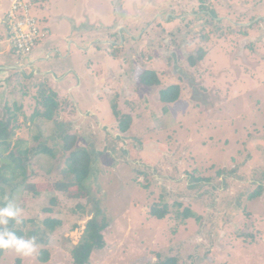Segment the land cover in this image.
<instances>
[{
    "label": "rangeland",
    "instance_id": "1",
    "mask_svg": "<svg viewBox=\"0 0 264 264\" xmlns=\"http://www.w3.org/2000/svg\"><path fill=\"white\" fill-rule=\"evenodd\" d=\"M11 1L0 0L2 29ZM32 14L46 38L22 58L3 37L0 65L27 64L45 45L44 68L72 54L51 65L55 77L1 71L0 121L13 130L2 126L0 209L6 201L19 209L13 229L22 236L10 232L0 264H72L92 217L107 225L89 264H264V195L249 197L264 185V0H33ZM148 69L159 85L139 83ZM41 83L57 93L54 120L31 119L43 110ZM174 84L179 98L162 103L159 91ZM125 115L132 122L122 133ZM62 130L93 154L83 187L67 173ZM153 205L165 207L162 219ZM48 218L62 224L50 230ZM20 245L35 252L18 253Z\"/></svg>",
    "mask_w": 264,
    "mask_h": 264
},
{
    "label": "trees",
    "instance_id": "2",
    "mask_svg": "<svg viewBox=\"0 0 264 264\" xmlns=\"http://www.w3.org/2000/svg\"><path fill=\"white\" fill-rule=\"evenodd\" d=\"M202 48H199L197 51H195L194 54L188 55V61L190 64L194 65L195 61L202 58L203 55ZM139 83L145 87H153L160 84V79L157 75V73L154 70H144L139 75ZM161 102L164 104H170L174 103L180 95V86L178 84L169 85L165 88H162L159 91ZM38 103L39 107H42L43 110L35 109L33 114L31 115V119L34 120L37 117H42L47 120H54L57 110L59 109V102L57 100V93L52 91L50 87L46 83H41L38 88ZM20 108V106H19ZM114 113L115 115H118V111L116 110V107L114 105ZM13 119H17L16 117ZM12 120L6 121L3 119L0 121V146L2 144L1 136L2 131L6 129H9V132H12L13 128L11 127ZM132 122V118L130 115H125L120 118L119 122V129L122 133H125L128 131L129 126ZM5 125V128L3 126ZM60 137L63 138V151L64 152H70L68 158L69 161V169L70 171L67 173L74 174L75 181L74 183L78 184L80 187H83L82 184L90 178V175L92 173V168L94 164V157L92 152L89 150L83 149H74V136L69 134L67 131H60L59 134ZM74 137V138H73ZM119 138V137H118ZM39 148V147H38ZM27 150V149H26ZM39 150L41 153H43V150ZM29 151V150H28ZM26 152V151H25ZM36 154L37 151L35 152ZM47 154V153H45ZM51 155L52 154H48ZM21 160L17 161V164L15 166V171L20 169L21 174H25V168L21 165ZM6 166L1 165L0 166V193L4 192V187L1 185V183H8V179H5L3 176L2 171L4 170ZM66 174V173H65ZM26 177V175H25ZM25 180V178H24ZM57 185L60 187L64 186V182H58ZM36 194V193H35ZM264 195V185L260 183L256 188L249 194V197L255 198V197H261ZM54 201V197L51 199ZM10 202L6 201L4 202V205L7 206ZM46 212H50V208L44 209ZM151 215L162 219L165 215V207L159 208L157 205H153L151 207ZM14 223L15 218H8L6 221L7 229H0V243H7L8 245L11 243L10 240H8V237L10 236V232H12L15 236L21 237L22 232L19 230H14ZM45 225L49 227L50 230H54L57 226L61 225V220L56 218H48L44 220ZM106 222L102 221L99 222L96 217H92L86 222L85 229L83 236L80 240V242L72 249V257H73V263L72 264H89L90 257L92 253L95 250H100L105 246L104 241V235L103 230L106 228ZM39 242H45L44 239L39 240ZM5 247H0V257L5 250ZM50 259L49 251L44 249L39 254V260L43 263L48 262ZM158 264H177V258L176 257H169L163 262H159Z\"/></svg>",
    "mask_w": 264,
    "mask_h": 264
},
{
    "label": "built area",
    "instance_id": "3",
    "mask_svg": "<svg viewBox=\"0 0 264 264\" xmlns=\"http://www.w3.org/2000/svg\"><path fill=\"white\" fill-rule=\"evenodd\" d=\"M32 7L33 0H12L3 17V32L8 46L22 58L47 35L32 14Z\"/></svg>",
    "mask_w": 264,
    "mask_h": 264
},
{
    "label": "crops",
    "instance_id": "4",
    "mask_svg": "<svg viewBox=\"0 0 264 264\" xmlns=\"http://www.w3.org/2000/svg\"><path fill=\"white\" fill-rule=\"evenodd\" d=\"M6 12V11H5ZM5 12H4V14H5ZM4 16V15H3ZM1 20V19H0ZM3 37H4V32H3V29L1 28V26H0V43L2 42L1 40L3 39ZM46 38V37H45ZM44 38V39H45ZM63 40H64V37L63 36H61L60 37V39L58 40V42L56 43V44H59V43H62L63 42ZM112 41L111 40H107V41H103V44L104 43H107V44H110ZM72 45V44H75V45H77L75 42H73V41H69L68 42V46L69 45ZM94 43H92L91 45H89V47H91L92 45H93ZM95 44H96V46H100V44H102V41H98V42H95ZM71 45H70V47H71ZM49 47H51V46H49ZM79 47V46H78ZM89 47H84V48H79V50H81V51H86V50H89L90 48ZM33 51V50H32ZM108 51H110V48H109V50ZM41 53H37L36 55H33L32 57H30L29 58V61H28V63L25 65V64H22V65H25L26 67H28V68H33V71L37 74V75H40V76H44V75H47V74H51V75H53V77H55V72H54V68L51 66L52 64L54 65V67L56 68V69H59V62L60 61H58L57 59H61V60H64L65 58H67L69 55H71L72 54V51L71 52H69V53H67V55L66 54H62V57L61 58H56V59H53V60H48L50 63L49 64H51L49 67H46V68H44L43 66H41L40 65V63L41 62H45L46 61V59H49V56L47 55L45 58H44V55L43 54H45V53H47L48 52V46L47 45H45L44 47H43V49L40 51ZM32 53V52H31ZM0 54H1V52H0ZM30 54V53H29ZM113 61H115V60H113ZM123 62H125V61H123ZM3 64H5V63H3ZM18 66V65H17ZM58 67V68H57ZM121 68H123L122 66H121ZM11 70V69H10ZM14 72L15 71H23V68L22 67H19L18 69H12ZM1 71H3V70H0V73L2 74H0V79H5V72H1ZM5 71H8V70H5ZM115 73V72H114ZM34 74V73H33ZM119 74V72H117V74L115 73V75H118ZM79 77V76H78ZM79 78H82V75L79 77ZM65 76H62V78L59 80V81H65ZM58 80V79H57ZM128 81V79H126V82ZM115 82H117V81H115ZM114 84H116V83H114ZM126 85H129L128 83H126ZM125 85V86H126ZM128 87V86H127Z\"/></svg>",
    "mask_w": 264,
    "mask_h": 264
},
{
    "label": "clouds",
    "instance_id": "5",
    "mask_svg": "<svg viewBox=\"0 0 264 264\" xmlns=\"http://www.w3.org/2000/svg\"><path fill=\"white\" fill-rule=\"evenodd\" d=\"M18 212H19V209H17L15 207V205H13L12 203H9L3 209H0V216L8 217V218H15L17 216ZM0 247L7 248L8 244L7 243H0ZM17 252L21 253V254H23L25 256H29V255H32L35 252V247H34V245H20L17 248Z\"/></svg>",
    "mask_w": 264,
    "mask_h": 264
},
{
    "label": "water",
    "instance_id": "6",
    "mask_svg": "<svg viewBox=\"0 0 264 264\" xmlns=\"http://www.w3.org/2000/svg\"><path fill=\"white\" fill-rule=\"evenodd\" d=\"M18 65V63L17 64H6V65H0V70H12V69H18L19 67L17 66Z\"/></svg>",
    "mask_w": 264,
    "mask_h": 264
},
{
    "label": "flooded vegetation",
    "instance_id": "7",
    "mask_svg": "<svg viewBox=\"0 0 264 264\" xmlns=\"http://www.w3.org/2000/svg\"><path fill=\"white\" fill-rule=\"evenodd\" d=\"M210 12V11H209ZM206 13L208 14V16H210L209 15V13L206 11ZM193 18H195L194 16H193ZM109 40H111V39H109ZM114 40V39H113ZM112 41V40H111ZM112 43V42H111ZM113 43H116L115 42V40H114V42ZM111 50V49H110ZM26 65V64H25ZM25 65H22V64H18V67H22L23 68V71L22 72H24L25 70H27V67L25 66ZM25 73V72H24Z\"/></svg>",
    "mask_w": 264,
    "mask_h": 264
}]
</instances>
